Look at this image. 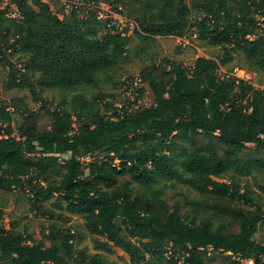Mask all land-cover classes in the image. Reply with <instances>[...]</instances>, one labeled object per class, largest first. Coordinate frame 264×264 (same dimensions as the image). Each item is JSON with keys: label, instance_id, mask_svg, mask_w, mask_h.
I'll return each mask as SVG.
<instances>
[{"label": "trees", "instance_id": "1", "mask_svg": "<svg viewBox=\"0 0 264 264\" xmlns=\"http://www.w3.org/2000/svg\"><path fill=\"white\" fill-rule=\"evenodd\" d=\"M11 2L17 17L0 12L5 89H28L41 107L19 97L0 107V191L28 192L31 209L51 219L81 217L95 252L77 249L82 236L58 222L40 241L15 223L6 229L0 210V264H109L113 248L127 264H264V238L255 239L264 225V88L220 79L215 59L189 67L166 58L139 73L150 106L116 105L101 90L127 58L129 28H108L85 5L60 18L43 0ZM132 2L143 39L184 35L195 12V34L222 50L223 65L241 53L264 71V0ZM45 90L59 95L54 109ZM11 108L22 118L16 126ZM41 111L48 128L39 126ZM179 184L198 196L168 198Z\"/></svg>", "mask_w": 264, "mask_h": 264}, {"label": "rangeland", "instance_id": "2", "mask_svg": "<svg viewBox=\"0 0 264 264\" xmlns=\"http://www.w3.org/2000/svg\"><path fill=\"white\" fill-rule=\"evenodd\" d=\"M47 2L52 11L57 13L60 18H69L71 15V5L65 4L63 0H43ZM110 0H101L100 3L108 6L113 14L123 20L128 21L130 27L128 35L130 36V45L127 58L121 63L118 72L113 74L112 80L105 83L102 87V93L109 95L108 100L112 101L115 96L119 99L121 105L124 101L126 105L133 107H148L153 103V93L151 89L142 84L139 79L141 69L150 62L161 63L164 59H169L173 62L181 63L185 66H192L195 61L200 58L215 59L219 63L217 74H235L237 78H244L256 88H264V71L253 68L245 62V58L241 53L235 54V58L227 65L221 63L222 50L219 47H213L202 43L195 34L194 24L198 20L195 12L192 13L190 19V26L186 29L185 34L182 36H158L153 40H145L138 34L134 33V18L139 11V6L133 3V0H126L122 4H110ZM191 4V0H186ZM7 8V16L15 17L17 13L13 11L11 6L5 7L0 4V11ZM134 25V26H133ZM104 31L102 30L101 33ZM13 61L17 62L14 57ZM238 71V72H237ZM9 69L3 66L0 62V107L3 102H10L14 98H22L27 103L29 109L40 111L41 105L34 102L33 97L28 89H5V84L8 79ZM132 79V80H131ZM143 87V94L137 98L138 90ZM42 97L50 102L48 105L54 109L59 103V95L56 92L45 90L40 91ZM10 111L13 115V125H17L22 121L19 114L14 113L11 108ZM42 115L39 119V126L41 128H48L50 125V118L41 111ZM77 126V125H75ZM70 154L64 155L68 158ZM96 158L94 155L93 159ZM221 182H230L231 174L225 175L218 179ZM242 185H249L255 189L254 180L252 177L241 178ZM174 194H183L187 196H198V194L187 186L179 184L175 189L169 188L167 196L170 198ZM29 193H22L17 189L9 192L0 191V210L2 211L1 224L6 229H10L12 223L17 224V230L23 231L26 234H31L34 239L42 240V232L50 229L51 223L58 222L61 227L72 228L73 232H78L82 236V242L77 246V249L88 248L89 252H95L91 236L84 228V221L81 217L72 216L71 221H64L57 217L53 219L44 216L40 211L32 210L28 202ZM50 207V203H45ZM264 238V225L261 224L259 231L255 235V239L259 242ZM108 259L109 264H127L129 260L128 255L118 248H113L111 254H104ZM209 264H230L222 257H217L215 261ZM242 264H254V262L244 261Z\"/></svg>", "mask_w": 264, "mask_h": 264}, {"label": "built area", "instance_id": "3", "mask_svg": "<svg viewBox=\"0 0 264 264\" xmlns=\"http://www.w3.org/2000/svg\"><path fill=\"white\" fill-rule=\"evenodd\" d=\"M63 1L65 4L71 5V7L72 6L78 7V6L85 5L84 3H82L81 0H63ZM0 4H4L5 7L11 6L13 8V11L17 13V16L19 15L17 6L14 3H12L11 0H0ZM85 6L88 7V9L94 10L96 12L98 20L104 21L108 28L116 27L118 31L121 32L123 35L125 34V29L127 28V26L130 27L131 25V23L129 24L128 21L123 20L122 18L118 17L116 14H113L108 8V6H106L103 3L96 4L94 2H90ZM4 10H1V11H4ZM235 74L237 73H229V74H223V75L220 74L218 76L220 79H225L231 76L236 77ZM241 79L244 80V78H241ZM247 262L252 263L253 261H247Z\"/></svg>", "mask_w": 264, "mask_h": 264}]
</instances>
